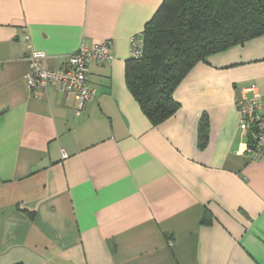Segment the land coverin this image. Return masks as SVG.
<instances>
[{
	"label": "crops",
	"instance_id": "1",
	"mask_svg": "<svg viewBox=\"0 0 264 264\" xmlns=\"http://www.w3.org/2000/svg\"><path fill=\"white\" fill-rule=\"evenodd\" d=\"M163 1L0 0V264H264V156L237 106L256 84L264 113V35L196 64L154 125L126 62ZM105 40L83 109L30 90L31 47L60 69Z\"/></svg>",
	"mask_w": 264,
	"mask_h": 264
},
{
	"label": "trees",
	"instance_id": "2",
	"mask_svg": "<svg viewBox=\"0 0 264 264\" xmlns=\"http://www.w3.org/2000/svg\"><path fill=\"white\" fill-rule=\"evenodd\" d=\"M141 35L143 50L127 60L126 80L159 125L178 110L174 92L196 64L264 35V0H164Z\"/></svg>",
	"mask_w": 264,
	"mask_h": 264
},
{
	"label": "built area",
	"instance_id": "3",
	"mask_svg": "<svg viewBox=\"0 0 264 264\" xmlns=\"http://www.w3.org/2000/svg\"><path fill=\"white\" fill-rule=\"evenodd\" d=\"M29 41V36H27ZM30 43V42H29ZM30 45V44H29ZM144 41L141 33L131 39V55L142 53ZM47 54L43 51L28 50L26 60L29 64L28 86L35 91L44 89L50 84H58L65 94L73 95L79 109L95 98V89L90 83L89 73L92 63H107L115 60L112 41L105 40L91 46L82 45L71 54L60 69H54L46 64ZM262 95L256 84L242 89L237 106L240 113V129L246 132L254 131V140L249 145L248 152L253 160L264 156V113L262 112Z\"/></svg>",
	"mask_w": 264,
	"mask_h": 264
}]
</instances>
